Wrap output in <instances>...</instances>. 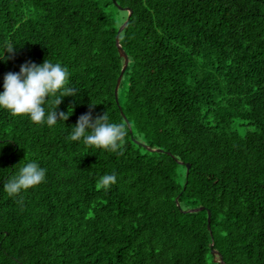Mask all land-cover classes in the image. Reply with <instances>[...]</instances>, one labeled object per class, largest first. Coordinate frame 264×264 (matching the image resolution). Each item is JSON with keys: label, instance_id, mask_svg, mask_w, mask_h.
<instances>
[{"label": "trees", "instance_id": "trees-1", "mask_svg": "<svg viewBox=\"0 0 264 264\" xmlns=\"http://www.w3.org/2000/svg\"><path fill=\"white\" fill-rule=\"evenodd\" d=\"M7 41L0 91L48 59L76 97L52 128L0 110V264H264V0H0ZM90 110L122 154L70 140ZM32 161L46 180L9 197Z\"/></svg>", "mask_w": 264, "mask_h": 264}, {"label": "clouds", "instance_id": "clouds-1", "mask_svg": "<svg viewBox=\"0 0 264 264\" xmlns=\"http://www.w3.org/2000/svg\"><path fill=\"white\" fill-rule=\"evenodd\" d=\"M13 41L0 44V62L7 63L17 52ZM7 53V55L5 54ZM70 73L59 62L45 59L42 64L25 62L18 73L9 72L3 79V91H0V110H7L13 117L28 118L35 125L52 128L60 121H67V113L58 112L62 98L76 97V89L69 87ZM51 100L52 106L46 109ZM75 102H73L74 104ZM94 106V105H93ZM127 136L123 124L111 122L105 113L93 118L92 111L81 115L75 126L71 127L69 138L81 142L90 148L122 154V146ZM47 169L32 161L23 164L14 176L3 183V191L9 197L33 189L46 180ZM117 183L115 174H105L99 184L105 190Z\"/></svg>", "mask_w": 264, "mask_h": 264}, {"label": "water", "instance_id": "water-1", "mask_svg": "<svg viewBox=\"0 0 264 264\" xmlns=\"http://www.w3.org/2000/svg\"><path fill=\"white\" fill-rule=\"evenodd\" d=\"M131 13V12H130ZM127 25V22L123 23V25L120 27L119 29V32H118V35H117V39H116V44H117V47H118V50L120 52V55L124 58L125 62H124V66L122 68V71H121V74L119 75V78L117 80V85L115 87V96H116V99L118 98V87H119V84L121 82V79L123 77V74H124V71L126 70L127 66H128V63H129V59H128V56L123 48V46L121 45L120 43V40H119V35L120 33L122 32V30L125 28V26ZM188 165V168L190 167V164H187ZM199 209H203V207L201 208H196V209H193L191 211H196V210H199ZM210 217H211V212H209V221H210ZM209 228H210V225H209ZM222 264H225L224 262H222Z\"/></svg>", "mask_w": 264, "mask_h": 264}]
</instances>
